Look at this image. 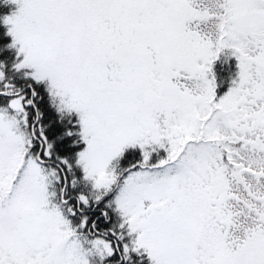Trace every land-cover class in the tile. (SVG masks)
Listing matches in <instances>:
<instances>
[{
    "label": "snow or ice",
    "instance_id": "obj_1",
    "mask_svg": "<svg viewBox=\"0 0 264 264\" xmlns=\"http://www.w3.org/2000/svg\"><path fill=\"white\" fill-rule=\"evenodd\" d=\"M0 264H264V0H0Z\"/></svg>",
    "mask_w": 264,
    "mask_h": 264
}]
</instances>
